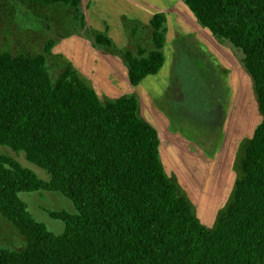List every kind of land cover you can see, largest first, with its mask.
<instances>
[{
    "label": "trees",
    "instance_id": "1",
    "mask_svg": "<svg viewBox=\"0 0 264 264\" xmlns=\"http://www.w3.org/2000/svg\"><path fill=\"white\" fill-rule=\"evenodd\" d=\"M78 9L81 0H35ZM201 27L241 53L261 123L245 147L230 205L213 229L194 215L165 174L156 130L138 116L136 96L101 103L67 68L53 82L43 55L0 52V145L46 170L39 179L0 156V216L26 240L0 249V264H264V0H184ZM145 58L123 54L137 87L162 69L165 20L149 22ZM95 43L111 46L100 34ZM52 42L44 48L50 53ZM59 193L77 214L47 212L55 235L29 214L21 194Z\"/></svg>",
    "mask_w": 264,
    "mask_h": 264
},
{
    "label": "rangeland",
    "instance_id": "2",
    "mask_svg": "<svg viewBox=\"0 0 264 264\" xmlns=\"http://www.w3.org/2000/svg\"><path fill=\"white\" fill-rule=\"evenodd\" d=\"M165 20L162 69L132 87L126 51L145 58L151 50L150 20ZM100 34L111 46L95 43ZM52 42L50 53L44 48ZM0 52L12 57L43 55L53 82L70 68L101 103L136 96L139 118L159 137V157L194 215L213 229L230 205L240 160L262 117L241 53L200 26L184 0H81L78 9L35 0H0ZM39 179L46 170L0 145ZM29 214L55 235L65 225L47 212L77 214L59 193L21 194ZM0 249L23 252L26 240L0 216Z\"/></svg>",
    "mask_w": 264,
    "mask_h": 264
}]
</instances>
